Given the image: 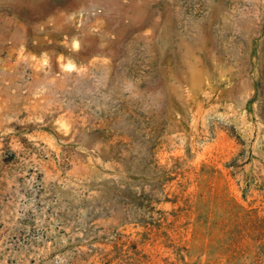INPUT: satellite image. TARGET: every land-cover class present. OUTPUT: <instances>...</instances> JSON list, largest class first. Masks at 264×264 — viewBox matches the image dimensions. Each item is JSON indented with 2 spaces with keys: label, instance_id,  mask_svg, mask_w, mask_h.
<instances>
[{
  "label": "rangeland",
  "instance_id": "obj_1",
  "mask_svg": "<svg viewBox=\"0 0 264 264\" xmlns=\"http://www.w3.org/2000/svg\"><path fill=\"white\" fill-rule=\"evenodd\" d=\"M0 264H264V0H0Z\"/></svg>",
  "mask_w": 264,
  "mask_h": 264
}]
</instances>
